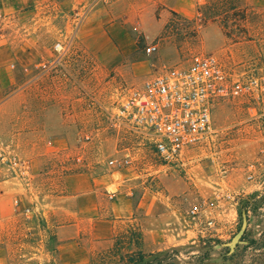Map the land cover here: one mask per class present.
I'll return each instance as SVG.
<instances>
[{"label":"rangeland","instance_id":"374dc122","mask_svg":"<svg viewBox=\"0 0 264 264\" xmlns=\"http://www.w3.org/2000/svg\"><path fill=\"white\" fill-rule=\"evenodd\" d=\"M115 1L35 0L21 12L0 9L1 43L18 55L28 81L23 96L17 101L13 94L0 110V182L24 193L23 200L11 201V219L0 222V264H57L40 207L63 193V176L109 169L107 162L134 143L119 142L104 118L125 88L185 66L196 54H214L253 74L264 64V0H198L192 20L165 13L161 5L138 13L130 39L121 43L126 54L135 52L123 57L112 46L120 66L102 71L97 52L107 51L108 32L121 25L113 15L125 11ZM96 12L99 39L97 17L91 19ZM165 15L157 35L148 32ZM57 44L61 55L54 51ZM16 46L24 51L16 54ZM143 67L148 77L137 76ZM212 121L217 134L175 164L161 163L147 146L132 149L133 168L124 173L133 177L134 197L154 200L156 217L166 214L168 247L143 253L140 226L123 225L107 247L92 254L90 264H264V137L238 101L217 104ZM85 134L91 141L82 139ZM47 151L51 157L34 173L31 157ZM75 154L83 156L85 167L74 162ZM13 159L27 164L26 174ZM250 164L256 166L252 183L246 178ZM26 209L31 213L25 215Z\"/></svg>","mask_w":264,"mask_h":264},{"label":"crops","instance_id":"0c3cea01","mask_svg":"<svg viewBox=\"0 0 264 264\" xmlns=\"http://www.w3.org/2000/svg\"><path fill=\"white\" fill-rule=\"evenodd\" d=\"M197 1L116 0V5L123 6L125 11L113 15V19L120 21L121 25L115 26V32H108V36H106L107 43H109L107 51L99 50L97 52L101 70L105 71L120 66L117 59L114 58L117 57V54L115 55L112 46H118L123 57L135 52L126 54L121 48V43L125 44L130 39L129 36L132 33L130 23L136 20L138 13L151 12L155 5H161L160 7L165 13L173 12L184 19L192 20L196 14ZM34 2L35 0H0V9L5 13H17L30 7ZM159 2L161 4H156ZM100 16V12L91 16L92 20L97 17L95 22L97 29L94 37L98 39L100 36L97 32L100 31V27L97 22ZM166 21L167 16L165 15L164 20L158 22L153 31L148 29V32L157 35ZM112 26L109 25L108 30ZM150 38L152 39L153 36ZM16 47H18L16 54L24 51L23 46ZM17 60L18 55L15 58L11 52H8L7 45L1 43L0 40V110L8 103L13 94L18 101L26 89L25 85L28 81H25L24 69L17 64ZM148 75L149 72L144 67L143 71L137 74L138 77H148ZM50 157V151L33 155L31 157L32 171L34 173L41 172ZM84 169L63 176L61 184L63 193L54 197L48 206L40 207L41 212L39 213L45 219V228L50 231L53 237L57 264H90L92 254L107 247L115 239L123 225L140 226L139 245L143 253H153L168 247L170 234L165 229V225H162L165 221L163 216L166 214L156 217L153 215V211H156L153 206L157 204L154 200L147 202L133 196L132 189L135 183L131 180L133 177H127L124 171L122 172L123 178L119 181L109 169L104 167ZM254 181L255 178L249 182ZM247 186L245 187L249 188ZM0 189L2 190L0 193V222H6L13 215L11 201L19 197L23 200L24 193L18 187L13 188L8 181L0 182ZM30 199L33 201V198ZM163 204L168 205L165 201ZM164 210L166 209H160V212L165 213ZM37 221L38 219L35 220V223Z\"/></svg>","mask_w":264,"mask_h":264},{"label":"built area","instance_id":"2783aa9c","mask_svg":"<svg viewBox=\"0 0 264 264\" xmlns=\"http://www.w3.org/2000/svg\"><path fill=\"white\" fill-rule=\"evenodd\" d=\"M261 31L264 35V17ZM54 51L61 55L63 47L57 44ZM223 101H238L264 137V64L253 74L225 64L214 54H196L185 66H173L138 86L125 88L104 118L119 142L134 143L107 162L109 170L120 181L122 172L133 168L135 147H149L163 164L180 162L187 150L202 147L217 134L212 112ZM82 139L88 142L91 136L85 134ZM82 157H74L79 167H85ZM12 164L27 173L26 163L13 159ZM255 170L254 164L246 167L247 180L254 179ZM30 213L25 210V215Z\"/></svg>","mask_w":264,"mask_h":264}]
</instances>
